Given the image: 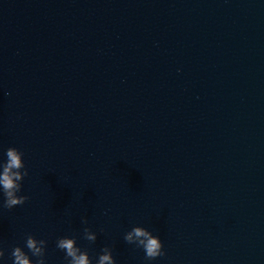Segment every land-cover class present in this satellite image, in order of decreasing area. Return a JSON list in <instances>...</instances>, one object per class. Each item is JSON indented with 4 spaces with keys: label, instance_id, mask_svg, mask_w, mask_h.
I'll return each instance as SVG.
<instances>
[{
    "label": "water",
    "instance_id": "water-1",
    "mask_svg": "<svg viewBox=\"0 0 264 264\" xmlns=\"http://www.w3.org/2000/svg\"><path fill=\"white\" fill-rule=\"evenodd\" d=\"M9 147L27 199L0 190L5 264L29 237L69 264L66 236L92 264H264V0H0Z\"/></svg>",
    "mask_w": 264,
    "mask_h": 264
},
{
    "label": "clouds",
    "instance_id": "clouds-1",
    "mask_svg": "<svg viewBox=\"0 0 264 264\" xmlns=\"http://www.w3.org/2000/svg\"><path fill=\"white\" fill-rule=\"evenodd\" d=\"M23 157L24 153L19 148L9 147L5 152L4 163L0 164V190L6 197L4 203L8 207L22 204L27 199L26 196L20 194L21 180L25 175L20 171L24 166ZM86 238L94 240L95 233L87 232ZM125 239L129 243H137L142 246L150 260L164 254V241L144 227L134 228L127 233ZM57 247L64 251L69 264H92L90 254L86 250H82L73 237L60 238ZM45 250V240L29 237L25 246H17L12 251L13 264H47ZM4 255V249L0 248V264H5ZM97 264H116L111 250L105 249L99 256Z\"/></svg>",
    "mask_w": 264,
    "mask_h": 264
}]
</instances>
